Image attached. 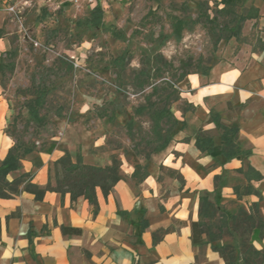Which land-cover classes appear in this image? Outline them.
<instances>
[{"label":"crops","instance_id":"crops-1","mask_svg":"<svg viewBox=\"0 0 264 264\" xmlns=\"http://www.w3.org/2000/svg\"><path fill=\"white\" fill-rule=\"evenodd\" d=\"M9 1L0 0V63L10 44L1 35ZM209 2L214 6L213 0ZM251 5L260 10V17L244 22L240 37L228 40L221 59L186 78L181 88L183 106L175 113L180 127L142 177H138V158L132 156L123 165L126 178L110 193L96 188L97 206L86 195L72 200L68 192L47 191L43 200L28 191L0 197V264H227L213 246L236 240L224 233L208 241L204 233V242L194 244L192 222L202 220L201 196L207 192L212 200L218 192L222 205L239 203L248 211L258 203L264 219V0H244L243 8ZM8 112L0 85V160L14 145L6 131ZM216 120L239 129L238 156L213 155L197 146L198 137L208 136L218 150H224L223 130ZM101 147L97 140L96 151ZM63 154L61 148L50 153L34 150L7 179L30 173L33 183L44 186L50 162ZM78 154L89 164H111L87 159L83 148L71 155L76 159ZM239 168L247 171L250 181ZM164 170L168 176L163 177ZM230 175L243 181L230 182ZM248 183L260 196L252 192L238 197L235 187L242 193ZM63 226L81 232L65 234ZM217 231L213 225V232ZM251 241L264 250V227L261 232L251 230Z\"/></svg>","mask_w":264,"mask_h":264},{"label":"rangeland","instance_id":"rangeland-1","mask_svg":"<svg viewBox=\"0 0 264 264\" xmlns=\"http://www.w3.org/2000/svg\"><path fill=\"white\" fill-rule=\"evenodd\" d=\"M207 5L213 16L209 0L9 1L1 35L10 44L1 58L0 85L9 103L6 131L14 143L18 140L36 150L55 143V148L72 149L73 156L83 148L87 159L111 163L116 158L123 172V165L136 156L142 177L163 152L155 148L154 107L147 101L153 86L168 82L177 89L170 104L171 121L163 126L164 134L170 135L166 129L173 123V134L180 127L175 113L183 106L181 88L189 76L178 81L179 75L206 70L222 58L228 44L222 40L215 47L211 32L196 21ZM95 7L103 9L98 25L90 21ZM174 17L184 22L181 37L174 32ZM141 70L149 75L143 89L134 81ZM40 93L38 116L43 121L30 110ZM161 95L153 94L151 102L160 106ZM100 112L107 114L100 117ZM229 181L243 180L230 175ZM240 206L244 205L230 203L222 210L236 212ZM238 234L251 239L248 231Z\"/></svg>","mask_w":264,"mask_h":264},{"label":"trees","instance_id":"trees-1","mask_svg":"<svg viewBox=\"0 0 264 264\" xmlns=\"http://www.w3.org/2000/svg\"><path fill=\"white\" fill-rule=\"evenodd\" d=\"M214 15L211 16L207 9L201 8V11L196 19L197 22H202L214 37L215 47L222 41H228L232 37L239 38L241 35L243 24L248 19L259 18L260 10L251 5L243 8L244 0H213ZM208 3V2H207ZM219 4H223L219 7ZM103 15L101 7H95L91 12L90 21L93 25H98ZM174 32L177 37H181L184 29V22L178 17H174L173 21ZM1 66V63H0ZM190 72L184 71L178 77V81L183 80ZM149 77L143 70L135 75L136 86L143 89L147 78ZM162 90V92H160ZM177 89L172 83L166 82L163 86L154 85L152 92L147 96L148 105L154 107L151 112L154 134L153 140L157 142L155 148L163 149L172 139L171 127L166 129L170 131V135H165L164 123L171 121L172 112L170 104L173 102V95ZM161 95L160 106L157 103L151 102L153 94ZM42 93H40L33 102H30V110L33 116L38 121H43L42 117L38 116V107L41 105ZM141 106L138 111L145 110L146 106ZM107 113L100 112L99 116L104 117ZM175 120V119H174ZM218 128L222 129V143L224 150H218L215 147L211 137H198L196 144L199 148L206 150L210 154H224L227 158H232L239 155L236 148L235 140L238 137L239 129L236 127H228L222 125L216 120ZM56 144L52 143L47 149L40 148L39 151L50 153ZM36 150L35 146L19 143L15 141L14 145L9 149L6 157L0 160V197L9 198L18 195L22 191H28L35 195L36 200H43L47 191H56L62 195L70 193L72 200H76L82 195H86L90 203L94 206L98 205L96 188L100 187L105 195L110 193L118 181L125 179L126 176L121 170V164L114 158L111 164L102 166L97 164L86 163L81 154L74 159L65 149L64 154L53 161L49 166V177L46 185L42 186L33 183L30 180V173H23L19 177L9 181L7 176L10 172L22 167V159L31 152ZM38 165L41 162L37 163ZM251 170V167L248 168ZM238 172L243 173L247 180H251V176L243 168H239ZM260 179L261 175L258 174ZM217 179V177H216ZM22 186V187H21ZM235 191L238 197L243 194L255 192L260 196L257 190L248 183L244 186L243 192H239L236 186ZM200 217L202 220L192 222V239L194 244H202L204 233L208 234V241H213L222 237L224 233H228L236 240L235 243H222L214 245L213 248L220 252L227 264H264V250H258L253 245L251 239L240 237L238 231H248L251 233L253 228H259L260 232L264 227V219L262 218L258 203L251 205V210L248 211L244 206H240L235 213H227L222 210V203L218 192L215 193L214 199L210 198L209 193H204L201 196ZM213 225L217 228V232H213ZM226 228V231H225ZM65 234H79L78 228L64 227L62 228ZM157 240V236L155 237Z\"/></svg>","mask_w":264,"mask_h":264},{"label":"built area","instance_id":"built-area-1","mask_svg":"<svg viewBox=\"0 0 264 264\" xmlns=\"http://www.w3.org/2000/svg\"><path fill=\"white\" fill-rule=\"evenodd\" d=\"M11 9H12V11H14V10H15L14 6H12V8H11Z\"/></svg>","mask_w":264,"mask_h":264}]
</instances>
